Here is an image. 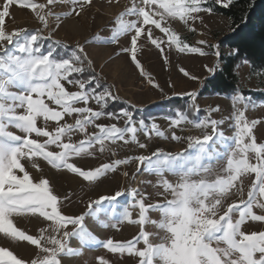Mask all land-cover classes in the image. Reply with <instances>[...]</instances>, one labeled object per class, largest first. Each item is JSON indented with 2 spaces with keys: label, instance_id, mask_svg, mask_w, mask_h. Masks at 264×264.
<instances>
[{
  "label": "snow or ice",
  "instance_id": "6c2138e0",
  "mask_svg": "<svg viewBox=\"0 0 264 264\" xmlns=\"http://www.w3.org/2000/svg\"><path fill=\"white\" fill-rule=\"evenodd\" d=\"M57 3L71 5L66 15L79 18L94 5V0H46V4L34 0H4L0 10V234L10 241L27 242L40 249L43 257L32 259L30 264H62L61 256L78 255L79 250L70 246L72 238L85 246H101L112 254L135 256L139 264H264V231L249 233L242 229L249 220L264 222V215L253 211L257 207L264 210V144H258L253 134L260 121H249L245 115L244 109L248 108L250 100H245L240 93L231 97L234 112L230 119L234 120L235 130L232 137L220 130L225 121L211 118L210 113H205L206 119H189V112L199 117L202 110L196 103L198 93L187 92L181 95L186 96L190 104L184 109L173 110V115L168 117L170 125L191 123L198 129L210 127L211 134L204 132L201 136L186 137V150L173 154L156 149L150 155L113 159L90 169L70 162L73 158L92 156L97 146L101 153L109 151L107 145H116L118 141L125 145L135 142L145 149L147 145L138 142L140 131L149 138L152 134L165 139L168 136L154 122L149 125L143 119L136 121L129 108L105 111L118 98L113 91L114 85L101 82L102 77L95 72L94 62L84 45L78 43L68 50L67 44L53 39L52 32L60 27L62 17L43 10ZM105 3L108 7L119 6V0H105ZM208 3L209 0H133L131 6L117 17L118 26L111 37L97 36L88 43H113L128 35L130 46L122 47L121 52L129 54L130 63L140 75L159 88L137 58L138 41L143 36L160 50L162 56L165 43L169 48L175 46L180 53L208 55L203 47L192 46L182 39L168 23L179 21L188 31L195 32L190 21H202L201 12L211 14L213 9ZM214 3L229 8L234 0H214ZM13 4L31 9L43 27L35 31H7L6 18L10 16L9 5ZM50 16L55 17L57 25L45 36L43 31L49 28ZM155 30L163 33L167 40L155 36ZM197 44L212 48L213 54L220 58L219 45H210L206 40H199ZM238 51L234 49L231 54L236 55ZM164 60L168 62L166 56ZM204 67L213 75L217 70L208 65ZM179 70L185 77L199 79L183 68ZM85 73L89 75L83 78ZM66 85L75 86L77 90L70 91ZM91 101L99 106V110L89 106ZM241 103L244 109L239 107ZM213 111H219V106ZM66 117H73L74 123L66 122ZM102 117L124 118V126L96 123ZM41 120L43 126L38 125ZM49 121L56 124L52 130H49ZM89 126H94L97 131L88 132ZM12 128L19 134L11 131ZM76 134H83L84 138L73 142ZM41 137L46 139L41 142L37 139ZM171 139L180 141L182 138L173 131ZM51 146L59 151L49 150ZM249 153H254L256 163L250 162ZM112 155H116L114 150ZM132 159L138 161L137 172L157 175L158 186L163 189L161 194L171 193L172 199L148 204L147 193L141 194L135 189L130 193L118 190L90 199L81 215L68 216L62 212V206L70 197L57 196L48 179L34 180L25 166L27 163L40 171L38 161L42 160L54 169H66L95 183ZM221 159H226V166L214 173L212 162ZM165 173L179 177L178 182H170ZM250 173L255 174V180L247 199L225 208V201L233 190L241 191L238 184L243 183L242 177ZM124 175L128 173L124 172ZM125 195L135 201L132 207L139 209L135 219L126 207L122 214L115 215L116 206ZM152 211L160 213L158 222L150 219L148 213ZM86 217H92L103 227H117L127 221L140 225L141 230L131 241L112 238L99 241L85 225ZM16 218H42L47 227H41L38 235L29 234L17 225ZM146 223L156 224L164 232L160 243H151L149 234L144 231ZM69 226H72L71 231ZM141 241L142 249L137 247ZM97 261L98 264H111L104 257H97ZM0 264L29 262L18 258L8 247L0 246Z\"/></svg>",
  "mask_w": 264,
  "mask_h": 264
},
{
  "label": "rangeland",
  "instance_id": "374dc122",
  "mask_svg": "<svg viewBox=\"0 0 264 264\" xmlns=\"http://www.w3.org/2000/svg\"><path fill=\"white\" fill-rule=\"evenodd\" d=\"M34 2L46 4V0H34ZM132 2L133 0H119V6L108 7L105 0H94V5L79 18H71L66 15L71 9V5L67 3H57L47 6L43 11L45 13L52 11L56 15L62 17L60 27L52 32L53 39L67 44L68 50L74 48L78 43L84 45L85 51L94 62L95 72L99 73L102 77L101 82L107 85H114L113 91L118 98L116 101L111 102L105 111H110L109 108L118 105L121 109L129 108L130 111L141 117L145 116V114L159 112L163 104L171 99L186 98L187 101L185 105L190 104L188 98L181 94L199 92L204 82L212 76V73L206 71L205 65L216 69L220 66L219 58L213 54L214 50L207 46L198 45L197 41L206 40L210 45H219V41L230 33L229 21L221 15L201 12L199 15L202 17V21H190L191 26L196 29L195 32L188 31L187 26H184L179 21H168L172 28L177 31L180 37L186 42L192 46L203 47L208 53V55L205 56L180 53L175 46L169 48L166 43L162 45L165 49L162 56L160 50L142 36L138 41L137 58L143 69L151 75L152 79L157 84H159L160 87L156 88L150 85L147 79L140 75V71L130 63L129 54L121 52L122 47L130 46L128 35L119 37L117 42L113 43H88V41H92L97 36L102 39L111 37L113 30L118 26L116 23L117 17L126 7H130ZM136 2H139V0H136ZM209 2L214 3V0H209ZM3 3L4 0H0V10H2ZM9 11L10 16L6 18L5 25L6 30L9 32L14 29L35 31L43 27L36 14L29 8H21L18 4H13L9 5ZM126 19H135V17H126ZM56 25L57 20L54 16H50L49 28L43 31V35L47 36L51 29L56 28ZM154 35L163 37L165 41L167 40V37H164V34L160 33L159 30H155ZM47 43L46 41L45 44ZM219 51L228 53L225 49L221 50L220 46ZM164 56L168 58L167 63H165ZM180 68L185 69L190 76H195L199 79L193 80L189 77H185L179 70ZM237 74L240 89L247 92L264 93V74H252L247 64L240 66L237 70ZM88 75L89 73H85L83 78H86ZM170 84L172 85L171 87L169 86ZM66 86L70 91L77 90L75 86ZM161 89H163V91H161ZM244 98L245 100H250L251 103L247 109H244L243 103H241L239 107L245 110L246 118L249 121H260L254 128L253 134L258 144H264V103L255 102L250 97ZM196 103L202 111L199 117L195 116L193 113V118L190 117L189 119H206L205 113H210L211 118L225 121V123L220 126V130L223 131L226 136H234V120L230 119L234 112L233 100L231 97L198 96ZM50 106L55 107L54 105ZM89 106L99 110V106L94 101H91ZM216 106H219V111H213ZM172 115L173 113L171 115L145 116V122L149 125L153 122L158 125L168 136L167 139L158 137L155 134H152L149 138L143 131H140L137 133L138 142L146 144L147 147L145 149H141L138 143L135 142H130L125 145L123 142L118 141L116 145H107L109 151L101 153L99 151V146H97L92 156L85 155L73 158L70 162L84 169H90L104 163H110L113 159L150 155L156 149H162L167 153L175 154L187 149L186 137L190 135L201 136L204 132L211 134L210 127L198 129L191 123H182L179 126L172 127L168 119V117ZM134 117L136 121L141 120L137 119L136 116ZM66 122L74 123V118L66 117ZM96 123L104 125L117 123L118 126L123 127L124 118L113 120L108 117H102L100 120L96 121ZM48 124L49 130H52L56 126L53 121H49ZM38 125L43 126V121H38ZM10 130L19 134L18 130L14 128ZM95 131H97V129L94 126H89L88 132L91 133ZM173 131L182 138L180 141L171 139V133ZM33 138L36 137L34 136ZM83 138V134H76L73 136V142H78ZM37 139L43 142L46 138L41 137ZM216 147L219 149L220 145L218 144ZM49 150L59 151L55 146H51ZM113 150L116 152L115 156L112 155ZM249 159L250 162L256 163L254 153H249ZM38 162L40 164V171L34 169L30 164L25 163V166L34 180L38 181L41 178L48 179L57 196L63 198L67 195L70 197L62 206V212L68 216L81 215L86 211V205L90 199H95L101 195H111L118 190L130 193L135 189L141 194L147 193L149 198L146 200V203L148 204L157 202L164 203L166 200L172 199L171 193L161 194L163 193V189L158 186L159 177L157 175L148 174L143 171L137 172L138 161L134 159L130 160L127 165L119 166L115 173H109L107 178L95 183L84 181L81 177L69 173L66 169H54L42 160ZM225 166L226 159L212 162L214 173ZM124 172H127L128 175L125 176ZM165 177L174 184L179 180V177L168 173H165ZM254 180V173L242 177L243 183L238 184L241 191L237 192L235 189L233 190V194L225 201V208L228 204L239 203L241 200H246L247 193L251 189ZM138 198L139 197H137V199ZM134 202L135 201H133L129 195L121 197L120 203L116 206L117 212L115 215L122 214L126 207L127 210L132 213V218H137L139 209L132 207ZM253 211L256 214L264 215V210L258 207L254 208ZM148 215L152 221L158 222L160 219L159 212L152 211L148 213ZM237 216L238 214L234 215L233 219H236ZM103 219L104 217H101V220ZM15 222L20 228L33 235H38V230L41 227H47V223H45L42 218H16ZM113 223H115V221H113ZM85 225L99 241H106L108 238H112L116 241H131L141 230L140 225L128 223L127 221L117 225L119 230H117V227L112 226L103 227L92 217H86ZM143 227L144 231L149 234L152 244L155 245L161 242V237H163L164 232L161 231L156 224L146 223ZM242 229L249 233L252 231H264V222L249 220L242 226ZM68 230L71 231L72 226H69ZM49 233H51L50 229ZM69 243L73 249L79 250V254L71 257L61 256L60 259L62 264H98L97 257H104L106 260L110 261L111 264H139L138 258L135 256L112 254L101 246L83 247L81 242L76 238L70 239ZM0 246L8 247L18 258L28 261L29 264L32 259L38 257L42 258L44 255L36 246L29 245L27 242L10 241L3 237L2 234H0ZM137 247L142 249L144 247L143 241H141ZM160 264H162V262H160Z\"/></svg>",
  "mask_w": 264,
  "mask_h": 264
},
{
  "label": "trees",
  "instance_id": "16d2710c",
  "mask_svg": "<svg viewBox=\"0 0 264 264\" xmlns=\"http://www.w3.org/2000/svg\"><path fill=\"white\" fill-rule=\"evenodd\" d=\"M208 6L213 9L214 14L224 16L230 25V33L219 41L221 51L219 58L220 66L215 74L208 78L198 92L200 97L223 96L232 97L234 93H240L243 97H250L255 102L264 103V93L247 92L239 87L237 70L240 66L247 64L254 75L264 73V0H234L229 8H223L213 2ZM48 43L45 44L47 48ZM234 49L238 54L232 55ZM86 77V76H85ZM187 99H171L160 108L159 112L150 115H162L173 113L174 109H184ZM111 112H117L121 108L112 106ZM167 111V112H166ZM193 118V113H188ZM137 119L146 120L145 116Z\"/></svg>",
  "mask_w": 264,
  "mask_h": 264
},
{
  "label": "crops",
  "instance_id": "0c3cea01",
  "mask_svg": "<svg viewBox=\"0 0 264 264\" xmlns=\"http://www.w3.org/2000/svg\"><path fill=\"white\" fill-rule=\"evenodd\" d=\"M144 172V171H143ZM85 181V180H84ZM85 223V222H84ZM78 240V239H77ZM82 245V244H81ZM83 247H85V245H83Z\"/></svg>",
  "mask_w": 264,
  "mask_h": 264
}]
</instances>
